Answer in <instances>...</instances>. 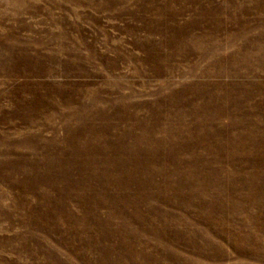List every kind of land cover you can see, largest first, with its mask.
<instances>
[{
	"label": "rangeland",
	"instance_id": "obj_1",
	"mask_svg": "<svg viewBox=\"0 0 264 264\" xmlns=\"http://www.w3.org/2000/svg\"><path fill=\"white\" fill-rule=\"evenodd\" d=\"M0 264H264V0H0Z\"/></svg>",
	"mask_w": 264,
	"mask_h": 264
}]
</instances>
